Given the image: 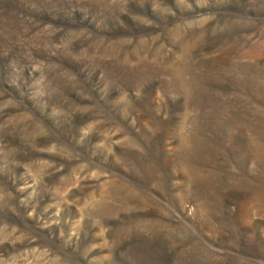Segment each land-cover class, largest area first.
Returning a JSON list of instances; mask_svg holds the SVG:
<instances>
[{"label":"rangeland","instance_id":"obj_1","mask_svg":"<svg viewBox=\"0 0 264 264\" xmlns=\"http://www.w3.org/2000/svg\"><path fill=\"white\" fill-rule=\"evenodd\" d=\"M0 264H264V0H0Z\"/></svg>","mask_w":264,"mask_h":264}]
</instances>
